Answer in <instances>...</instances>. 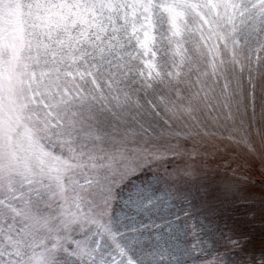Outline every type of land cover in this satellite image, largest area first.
<instances>
[{
	"label": "snow or ice",
	"instance_id": "obj_1",
	"mask_svg": "<svg viewBox=\"0 0 264 264\" xmlns=\"http://www.w3.org/2000/svg\"><path fill=\"white\" fill-rule=\"evenodd\" d=\"M0 264H264V0H0Z\"/></svg>",
	"mask_w": 264,
	"mask_h": 264
},
{
	"label": "rangeland",
	"instance_id": "obj_2",
	"mask_svg": "<svg viewBox=\"0 0 264 264\" xmlns=\"http://www.w3.org/2000/svg\"><path fill=\"white\" fill-rule=\"evenodd\" d=\"M255 237H256V241L257 243L259 242L260 239V232H259V223L257 222L256 224V232L254 233Z\"/></svg>",
	"mask_w": 264,
	"mask_h": 264
}]
</instances>
